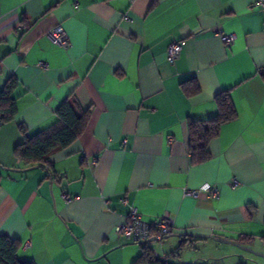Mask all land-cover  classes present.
<instances>
[{
	"label": "crops",
	"instance_id": "crops-1",
	"mask_svg": "<svg viewBox=\"0 0 264 264\" xmlns=\"http://www.w3.org/2000/svg\"><path fill=\"white\" fill-rule=\"evenodd\" d=\"M256 1L0 0V90L18 82L17 113L0 125V235L20 242V261L134 264L144 245L117 232L133 207L147 223L171 218L172 233L145 246L165 264H264ZM57 27L68 48L47 37ZM219 34L235 40L225 46ZM175 43L181 52L169 63ZM192 81L199 92L187 95ZM227 90L236 118L209 143L210 158L191 164L188 121L215 115ZM70 96L90 110L83 133L50 156L51 176L26 167L14 156L19 126L29 135L50 128ZM204 185L218 198L188 195Z\"/></svg>",
	"mask_w": 264,
	"mask_h": 264
},
{
	"label": "trees",
	"instance_id": "trees-1",
	"mask_svg": "<svg viewBox=\"0 0 264 264\" xmlns=\"http://www.w3.org/2000/svg\"><path fill=\"white\" fill-rule=\"evenodd\" d=\"M189 86L191 88L183 86L187 95L199 92L198 84L195 81H192ZM17 87V80L10 77L3 89L0 90V125L11 122L17 113L14 97ZM215 103L217 107L215 115L206 120L188 121V152L191 164H200L210 158L209 143L218 136L219 129L223 124L236 118V110L228 90L218 93L215 96ZM89 116V108L84 109L74 96H70L57 108L56 122L50 128L29 135L24 126H19L22 141L14 148V156L26 167L44 168L51 176L50 156L68 148L77 141L87 125ZM191 241V239L183 240L177 251L188 247ZM20 247L19 241L10 240L6 236L0 235V264H33L20 261L17 258ZM142 247V254L134 264H165L157 259L149 248Z\"/></svg>",
	"mask_w": 264,
	"mask_h": 264
},
{
	"label": "built area",
	"instance_id": "built-area-1",
	"mask_svg": "<svg viewBox=\"0 0 264 264\" xmlns=\"http://www.w3.org/2000/svg\"><path fill=\"white\" fill-rule=\"evenodd\" d=\"M254 5L264 10V0H257ZM18 29L20 30L21 28L19 27ZM47 37L54 44L64 48H68L69 46L65 32L59 27L50 30ZM219 38L225 46H230L235 40L233 34H219ZM180 52L181 46L179 43L170 45L167 50V61L169 63L174 62V60L179 57ZM188 195L194 198L204 195L207 198L215 199L218 198L219 192L212 186L204 185L199 190L189 192ZM65 199L67 201L69 200L68 197H65ZM123 202L126 203L125 199ZM172 231L173 222L171 218L163 217L155 223H147L140 218L133 207L129 210L126 222L117 229L118 234L123 236L128 242L144 246H149L154 242L161 244L163 240L172 233Z\"/></svg>",
	"mask_w": 264,
	"mask_h": 264
},
{
	"label": "water",
	"instance_id": "water-1",
	"mask_svg": "<svg viewBox=\"0 0 264 264\" xmlns=\"http://www.w3.org/2000/svg\"><path fill=\"white\" fill-rule=\"evenodd\" d=\"M215 240L218 241V242H226L225 240H222V239H215ZM241 249L244 250V251H247V252L253 253V251H251V250H248V249H245V248H242V247H241ZM256 254H257V253H256ZM257 255L263 257V259H264V255H262V254H257Z\"/></svg>",
	"mask_w": 264,
	"mask_h": 264
}]
</instances>
